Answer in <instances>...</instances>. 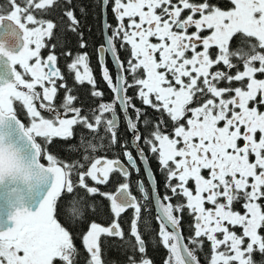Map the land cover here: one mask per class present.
Here are the masks:
<instances>
[{
	"label": "snow or ice",
	"instance_id": "6c2138e0",
	"mask_svg": "<svg viewBox=\"0 0 264 264\" xmlns=\"http://www.w3.org/2000/svg\"><path fill=\"white\" fill-rule=\"evenodd\" d=\"M230 3L225 10L211 0H100L116 20L105 23L97 50L112 100L103 102L87 52L64 53L74 82L101 100L87 112L58 66V25L47 18L61 11L66 31L76 33L73 0L0 5V264H80L73 228L87 221L84 205L97 196L109 202L112 219L87 221L80 232L85 264H106V242L124 251V264H153V234L167 250L164 264H201L196 249L205 242L208 264H264V0ZM130 89L159 113L155 121ZM55 140H75L66 145L74 158L54 154ZM117 146L120 155L107 154ZM149 154L170 195L160 194ZM185 213L193 220L189 237Z\"/></svg>",
	"mask_w": 264,
	"mask_h": 264
},
{
	"label": "trees",
	"instance_id": "16d2710c",
	"mask_svg": "<svg viewBox=\"0 0 264 264\" xmlns=\"http://www.w3.org/2000/svg\"><path fill=\"white\" fill-rule=\"evenodd\" d=\"M75 6V15L79 21L78 30L76 33H73L71 31H66L67 29V21L61 22L59 25V29L57 31V35L59 37V43H58V50L57 55L60 57L61 60H64L66 65L68 64L70 58L66 56L64 53L67 51H71L73 56H75L78 53L81 52H87L89 55V58L94 57L96 53V48L100 46L104 42V33H103V24H102V8L100 5V2L96 0H75L74 2ZM61 11H55L53 13H59ZM80 33H82V39L83 42L87 45L85 48L80 47L81 37ZM235 45L239 41L234 42ZM121 59L127 60L129 58V53L126 50H121L120 52ZM96 59V58H95ZM97 65V60L95 61ZM93 70L94 67L91 65ZM110 66V65H109ZM112 66V65H111ZM109 68L110 72L115 74L113 66ZM100 73V72H99ZM101 78V77H100ZM105 91V90H104ZM109 91V90H108ZM107 91L108 98L110 97L111 93ZM136 91L134 89H130L128 91V95L132 97L133 102L137 105V107H140L142 109H145L147 111L148 116L152 121H155L157 117L159 116V113L155 112L154 110L147 108L144 106L139 98L137 97ZM79 100L81 102H85V105L79 106L82 107L86 112L94 109V107L90 106L89 103L93 101L92 96L88 95L86 91L79 96ZM79 101V102H80ZM97 100L94 102L96 104ZM109 102V101H107ZM167 119V117H164ZM172 125L171 123L168 124L167 131L171 132ZM82 129L77 128L76 129V135L79 137L82 133ZM119 135L120 139L124 143H128L130 141V134L125 130L124 125L122 124L119 129ZM76 141L72 140L69 142H56L55 145L58 147L57 149H54L53 152L59 155L61 158L65 159H73L75 153L73 152V149L71 147L66 146L67 144H75ZM98 143V142H97ZM147 151V149H145ZM110 156L120 155L119 147L117 146L116 149H112L108 151L107 153ZM149 163L150 166L155 173L156 180L159 185V191L161 195L169 194L167 193L166 187H165V174L160 169L158 162L154 156L149 154ZM140 177H144L145 173L143 169L141 170V173L139 174ZM121 179V178H117ZM138 177L136 174H133L131 177V184H132V190L136 193V181ZM102 191H108L112 190L109 189L108 186H100ZM138 195V193H136ZM175 201V199L173 200ZM83 211L87 217V221L95 220L96 222L107 226L109 222L112 219V216L109 211V202L105 200L103 197L97 196L95 198V201H88L85 203ZM237 211H243L242 208L237 209ZM187 216L189 219L188 228L184 230L182 229L183 234L185 237H189L192 234L193 228H192V217L189 216L187 213L184 215ZM122 226L127 230L129 225V219L127 217L123 218ZM87 221L83 225H77L73 228L74 235L76 237L75 243L80 248V264H85V253L83 251L79 235L80 232L85 230L87 228ZM188 221V220H187ZM183 224V223H182ZM184 227V225H183ZM148 238V237H146ZM149 239L148 243V252L147 255L151 258L153 261V264H164V261L167 257V250L158 242V239L153 234ZM106 249H104V260L107 264H124L125 261V255L124 251L117 246L115 243H105ZM198 258L201 262V264H208L209 260V252L210 247L209 243L205 242L202 248L196 249Z\"/></svg>",
	"mask_w": 264,
	"mask_h": 264
},
{
	"label": "flooded vegetation",
	"instance_id": "af4514ba",
	"mask_svg": "<svg viewBox=\"0 0 264 264\" xmlns=\"http://www.w3.org/2000/svg\"><path fill=\"white\" fill-rule=\"evenodd\" d=\"M96 1H98V2H100V0H96ZM74 2H75V0H73V4H74ZM211 2L212 3H214L216 6H218V7H220L221 9H225V10H227V9H229V8H231L232 7V5H231V3H230V0H211ZM7 4V0H0V5H6ZM75 5V4H74ZM101 5V4H100ZM102 8V7H101ZM104 12L106 13V16H107V23L108 24H110V25H112V26H115L116 25V20H115V18H114V15H113V13H112V11H111V5H109L108 6V8L105 10V9H103L102 8V24H103V15H104ZM48 19H52V20H54V22L58 25V29H59V25H60V23L61 22H65V20H66V18H62V12H59V13H52L51 15H49L48 17H47ZM67 21V20H66ZM66 25H67V27H68V22L66 23ZM58 29H57V31H58ZM190 32L191 31H194V29H190L189 30ZM103 33H104V38H105V31H104V24H103ZM209 34V32L208 31H205V32H203V33H201V35H208ZM58 36V35H57ZM236 46H239V44L237 43L236 44ZM99 47V46H98ZM57 50H58V44H57V47H56V49H55V54L57 55ZM97 50H98V48H96V53H95V55H94V57H92V58H90V63H91V65H93V67H94V70H93V72H94V75H95V79H96V82H97V89L98 90H100V91H102L103 92V98H102V100H103V102H107V101H111L112 100V93H111V91H110V89H109V87H108V85H107V83L103 80V78H102V72H101V68H100V65L98 64V60H97ZM51 51V49L50 48H44V49H42L41 50V55L43 56V57H46L48 54H49V52ZM57 57H58V66L60 67V69L62 70V71H64V73H65V76H66V82H67V85H68V87L69 88H71L72 89V94L74 95V96H76V97H78V100H77V106H83V105H85V102H81L80 100H79V96L80 95H82L85 91H86V93H88V95H90V96H92L91 95V87H90V85H88L87 83H85V84H83V85H80V84H77V83H75L74 82V80H73V78H72V76L71 75H69L68 74V72H67V70H66V63L64 62V60H61L60 59V57L57 55ZM96 58V59H95ZM97 60V65H96V61ZM112 65L113 66V62H112V60H111V58H110V56L108 57V59H107V67L108 68H110V66ZM111 66V67H112ZM18 67V70H20V71H23V69H19V66H17ZM92 67V66H91ZM113 68H114V66H113ZM93 69V68H92ZM114 71H115V68H114ZM232 71H235V69H233ZM100 72V73H99ZM115 73H116V71H115ZM101 77V78H100ZM259 78H264V76H260ZM59 83V82H58ZM221 86H224L223 84L221 85ZM105 90V91H104ZM109 90V91H108ZM107 91L108 92H110L111 93V95H110V97L108 98V96H107ZM136 93V92H135ZM63 97H64V89H59V91H58V94H57V97H56V101H55V103L57 104V106H59L61 103H62V101H63ZM92 99H93V101H91L90 103H89V105L90 106H92V107H94L95 105L97 106V104L98 103H100L101 102V100H100V98H96V97H93L92 96ZM97 100V102H96V104L94 103L95 101ZM80 101V102H79ZM260 110L261 111H264V107H261L260 108ZM19 118L21 119V121L22 122H24L25 124H28V118H27V116L25 115V113H24V111L23 110H21L20 112H19ZM123 124V121H121V125ZM121 127V126H120ZM65 142V141H61V140H55L54 141V143L51 145V146H49L50 147V150L53 152V150L54 149H57L58 147L55 145V143L56 142ZM54 153V152H53ZM54 154H56V153H54ZM57 155V154H56ZM57 156H59V155H57ZM42 162H44V163H46V161H42ZM206 174V173H205ZM135 193V192H134ZM174 203H176L177 201L175 200V201H173ZM234 208H235V210H237V209H240V208H242L241 207V205L239 204V203H237V204H235L234 205ZM124 217H127L129 220L131 219V212L129 211L128 213H126L122 218H121V220H122V223H123V218ZM188 220V221H187ZM182 223H183V225H184V230L185 229H187L188 228V223H189V219H188V217L186 216H184L183 217V220H182ZM193 224V223H192ZM77 245V244H76ZM77 247H78V245H77ZM79 248V247H78ZM104 249H106V245L104 244ZM104 249H103V251H104ZM107 264V263H106Z\"/></svg>",
	"mask_w": 264,
	"mask_h": 264
},
{
	"label": "water",
	"instance_id": "95a60500",
	"mask_svg": "<svg viewBox=\"0 0 264 264\" xmlns=\"http://www.w3.org/2000/svg\"><path fill=\"white\" fill-rule=\"evenodd\" d=\"M105 23H107V16H106V13L104 12V15H103V24L105 25ZM104 31H105V29H104ZM111 58V57H110ZM112 60V59H111ZM113 62V66H114V68H115V71H117V69H116V65H115V63H114V61H112ZM152 169V168H151ZM153 171V170H152Z\"/></svg>",
	"mask_w": 264,
	"mask_h": 264
}]
</instances>
